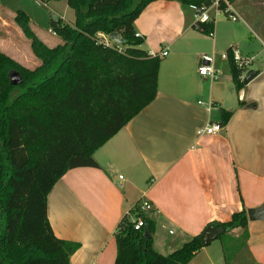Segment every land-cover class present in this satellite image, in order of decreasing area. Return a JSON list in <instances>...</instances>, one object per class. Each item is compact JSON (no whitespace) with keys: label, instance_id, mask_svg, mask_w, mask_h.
Masks as SVG:
<instances>
[{"label":"crops","instance_id":"0c3cea01","mask_svg":"<svg viewBox=\"0 0 264 264\" xmlns=\"http://www.w3.org/2000/svg\"><path fill=\"white\" fill-rule=\"evenodd\" d=\"M12 1L0 0V52L34 70L40 62L14 23L22 10ZM59 1L65 9L54 15L72 26L74 16L65 21L66 0ZM231 8L236 21L209 11L214 20L210 36L195 29L196 10L176 1L153 2L135 20L142 49L161 61L157 95L94 153L95 168L68 171L49 192L47 219L53 234L80 245L69 264H114L116 229L123 218L137 217L132 208L140 200L153 207L140 217L153 224L152 248L162 256L208 225L264 204V0H231ZM22 12L44 45L61 43L50 33V17L47 32H41ZM165 49L167 56L161 58ZM228 51L241 59V83L246 73H256L238 93L222 58ZM208 63L215 81L197 73ZM220 109L232 114L227 124L215 135L198 137L199 129L221 125ZM205 248L194 258L208 257ZM208 264L213 262L208 259ZM230 264H264V219L248 221V238Z\"/></svg>","mask_w":264,"mask_h":264},{"label":"trees","instance_id":"16d2710c","mask_svg":"<svg viewBox=\"0 0 264 264\" xmlns=\"http://www.w3.org/2000/svg\"><path fill=\"white\" fill-rule=\"evenodd\" d=\"M157 1H176L195 10L211 6V0H66L74 22H50L61 40L54 48L34 34L26 13H15L14 23L40 65L28 70L0 52V264H69L80 249L53 234L47 196L68 171L95 168L94 153L154 101L161 61L142 49L143 39L136 37L133 24ZM224 10L221 4L219 11L227 16ZM195 29L210 36L214 20L196 22ZM111 34L123 44L112 43ZM227 57L238 93L243 69L230 51ZM11 73L18 74L19 85L10 84ZM15 90L20 91L11 99ZM219 112L220 126H225L232 114ZM143 220L140 231H134L128 218L119 223L114 264H188L204 248L200 235L209 226L225 230L219 240L238 230L237 246L223 250L225 264H230L248 238L242 210L162 256L152 248L153 224ZM229 249L232 258L226 255Z\"/></svg>","mask_w":264,"mask_h":264},{"label":"rangeland","instance_id":"374dc122","mask_svg":"<svg viewBox=\"0 0 264 264\" xmlns=\"http://www.w3.org/2000/svg\"><path fill=\"white\" fill-rule=\"evenodd\" d=\"M12 2L16 3V6L22 10V11H27L28 14L31 16V18H33V20L35 21L36 25L38 26V28L41 30V32H47L48 30V19H49V14H54L53 11L55 10L56 12H61L63 11L64 8V3L63 1H56L55 6L53 5L52 1H50L49 3H46L44 6H42L39 3H36V1L34 0H13ZM31 10V11H28ZM60 10V11H59ZM68 11V17L65 19V21H69L70 18H73V12L69 9H67ZM33 12V13H32ZM210 13V12H209ZM213 13V11L211 12ZM218 14V13H217ZM222 14V13H220ZM109 44L112 45V43L107 40ZM20 90H15L11 96V99L16 96V94L19 92ZM238 230H235L232 232V234L230 236H226L222 239H217L215 241H213L209 246H207L206 249V253H208V257L203 256L202 254L198 255L196 258H194L195 260L192 262L193 264H208V259H210L213 264H223L224 263V259L222 257H224V252L223 250L227 247H230L231 249L235 246H237V233ZM233 235V237H232ZM236 235V236H235ZM231 249L228 250L227 252V256L232 258V254L234 251H231ZM236 257L233 256L231 262L234 260V258ZM230 262V263H231ZM237 262H239L237 260Z\"/></svg>","mask_w":264,"mask_h":264},{"label":"built area","instance_id":"2783aa9c","mask_svg":"<svg viewBox=\"0 0 264 264\" xmlns=\"http://www.w3.org/2000/svg\"><path fill=\"white\" fill-rule=\"evenodd\" d=\"M221 4L224 5L225 10L223 13L227 14V18L232 20V21H236L237 16L235 15L233 9L231 8V0H211V6L209 8L196 10V22L200 23V24L211 22L212 18L209 15V11L211 9H213L215 12L221 13L219 11V6ZM50 33L54 34L52 31ZM136 37H138V35H136ZM165 56H167V49H165L160 55L161 58L165 57ZM222 58L227 59V55H225V54L222 55ZM232 58L239 68L243 67V64L241 63V59H240V57L236 51L233 52ZM197 73H198L199 77H201L203 79H209L210 81L217 80L216 72H215L213 66L210 65L209 63L208 64H201L197 69ZM199 105H201V103H199ZM220 131H221L220 125L210 124V125H207L201 129H199L196 132V135L198 137H200V136H211V135H215V134L219 133ZM132 210H135L137 217L132 218L130 221L133 223L134 231H140L145 225V222H144L143 218L140 217V215L148 213V212H152L153 207L149 202L144 201V200H140L136 203V205L132 208ZM129 214L130 213H127L126 215L130 216Z\"/></svg>","mask_w":264,"mask_h":264},{"label":"water","instance_id":"95a60500","mask_svg":"<svg viewBox=\"0 0 264 264\" xmlns=\"http://www.w3.org/2000/svg\"><path fill=\"white\" fill-rule=\"evenodd\" d=\"M52 22L58 23L59 18L54 14H49ZM109 39L115 45H122L123 41L119 39L117 34H111ZM256 76L255 71H249L242 79L244 85L248 84ZM9 82L12 86H17L21 83V80L17 73H11L9 76ZM247 220L249 222H259L264 219V204L257 209H251L246 212ZM225 230L223 228H215L213 226L207 227L200 235V241L203 247L209 246L213 241L223 234Z\"/></svg>","mask_w":264,"mask_h":264}]
</instances>
